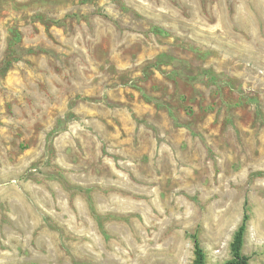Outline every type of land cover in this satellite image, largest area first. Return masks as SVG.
<instances>
[{"label": "rangeland", "instance_id": "obj_1", "mask_svg": "<svg viewBox=\"0 0 264 264\" xmlns=\"http://www.w3.org/2000/svg\"><path fill=\"white\" fill-rule=\"evenodd\" d=\"M264 264V0H0L11 264Z\"/></svg>", "mask_w": 264, "mask_h": 264}, {"label": "trees", "instance_id": "obj_2", "mask_svg": "<svg viewBox=\"0 0 264 264\" xmlns=\"http://www.w3.org/2000/svg\"><path fill=\"white\" fill-rule=\"evenodd\" d=\"M248 220L249 216L245 213L242 224L235 232L233 241L231 243L232 259L226 264H250V258L243 253ZM193 239L195 255L193 264H206V255L199 243L197 236H193Z\"/></svg>", "mask_w": 264, "mask_h": 264}, {"label": "crops", "instance_id": "obj_3", "mask_svg": "<svg viewBox=\"0 0 264 264\" xmlns=\"http://www.w3.org/2000/svg\"><path fill=\"white\" fill-rule=\"evenodd\" d=\"M11 261H13V256L11 257L9 254L3 253L2 244L0 242V264H11Z\"/></svg>", "mask_w": 264, "mask_h": 264}]
</instances>
